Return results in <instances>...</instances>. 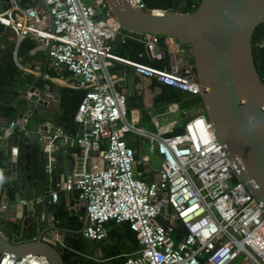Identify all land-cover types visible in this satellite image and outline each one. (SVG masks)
I'll return each instance as SVG.
<instances>
[{"label": "built area", "instance_id": "built-area-1", "mask_svg": "<svg viewBox=\"0 0 264 264\" xmlns=\"http://www.w3.org/2000/svg\"><path fill=\"white\" fill-rule=\"evenodd\" d=\"M91 1L44 0L48 9L43 10L39 4L22 7L12 0L10 8L0 11V24L15 35L16 46L25 37L42 41L53 65L64 66L76 78L73 85L86 90L73 118L75 135L61 127L38 125L31 130L27 118L5 124L0 118V148L15 135H36L44 171L53 176L56 153L64 145L76 146L72 169L66 181L60 179L49 190L47 204L56 203L60 191L77 190L85 208L82 234L91 241L107 237L109 221L128 222L139 249L120 264H264V202L257 201L241 180L235 181L237 166L228 159L204 112L188 117L176 134H172L176 122L162 125L154 120V131L137 127L127 118L126 95L117 88L123 77L111 71L114 63H121L161 85L198 96L190 64L180 66L173 57L169 67L160 69L121 57L113 42L134 37L133 32L122 30L103 0ZM128 1L148 9L142 0ZM139 39L151 55H159V36L139 34ZM177 109L171 105V111ZM128 133L146 138L157 153L155 179L147 181L137 172L141 160L125 140ZM21 205L34 212L30 201L22 199ZM160 206L165 207L163 214ZM8 208L1 197L0 212ZM39 218L47 219L46 213ZM176 221L185 230L178 242L173 237ZM45 239L63 246L58 236ZM0 264L50 263L41 255L6 254Z\"/></svg>", "mask_w": 264, "mask_h": 264}, {"label": "water", "instance_id": "water-1", "mask_svg": "<svg viewBox=\"0 0 264 264\" xmlns=\"http://www.w3.org/2000/svg\"><path fill=\"white\" fill-rule=\"evenodd\" d=\"M14 1L20 5L19 0ZM103 1L121 28L137 34L172 38L189 45L187 53L195 69L200 89L198 97L211 130L224 147L228 159L237 166L238 179L245 183L257 201L264 202V82L252 55V35L264 22V0H201L196 10L188 13L140 9L128 0ZM38 2L43 10L48 9L44 0ZM147 53L151 55L148 50ZM36 81L18 96L27 103L29 116L42 113L43 108H51V103L55 109L59 107V96L52 97L50 91L37 88ZM27 117L20 114L17 121ZM0 118L4 124L7 123V117ZM11 141L10 179L18 186V192L15 194V206L7 213L0 212V222L4 217H13L14 223L21 225L25 210L21 205L22 193L27 178H30V167L29 162L19 166L18 146L20 141L27 142L28 138L22 137L21 140L15 135ZM25 148L30 149L29 144ZM40 159L43 160L42 153ZM72 163V159H68L63 181L67 179ZM55 166L57 168L58 164ZM39 172L43 179L44 197L36 205L46 210L49 190L55 188L60 179L53 176L51 180H45L43 170ZM164 211L165 207L160 206V214ZM82 229L83 226L76 232L81 233ZM49 230L58 228L46 226L34 240L21 242L11 241L0 230V257L6 254L15 257L41 255L50 264H65L61 256L62 246H55L44 238ZM66 231L72 232H62L61 242Z\"/></svg>", "mask_w": 264, "mask_h": 264}, {"label": "trees", "instance_id": "trees-1", "mask_svg": "<svg viewBox=\"0 0 264 264\" xmlns=\"http://www.w3.org/2000/svg\"><path fill=\"white\" fill-rule=\"evenodd\" d=\"M148 9H161L167 11H178L182 13L194 12L201 0H142ZM20 6H35L36 0H19ZM1 9H7L10 6V0H0ZM123 31L127 32L125 29ZM134 37L125 39L117 38L114 41V50L121 57L140 63L147 64L152 67L165 69L171 64V53L166 50V37H160L159 44L163 48L159 58L150 59L146 53L145 43L139 39V34L131 33ZM180 44V43H179ZM186 50L189 45L180 44ZM36 47V41L30 37L20 40L16 46L15 35L2 24H0V117H7L8 121L16 120L18 115L23 114L27 109V103L18 98L19 94L32 82L33 77L22 76V69L13 59V52L16 50V58L22 62L31 56L32 50ZM252 55L256 70L264 82V22L259 24L252 35ZM191 72L195 77V69L192 58L189 57ZM50 76H55L54 71H49ZM46 82L42 79L37 81V85L43 86ZM154 87L160 90L154 97L156 104L168 105L178 103L181 107H191L201 105L198 96H189L188 94L172 89L168 86L161 85L154 81ZM86 93L85 89L62 87L59 90L60 96V114L54 120V125L61 127L72 134L77 130V126L73 122L74 115ZM129 104L127 103V109ZM35 115V114H34ZM37 118V117H36ZM180 128H175L172 134L181 132ZM21 158L23 162V151L26 147L21 143ZM24 148V149H23ZM29 152L34 154L39 149L36 142L30 146ZM31 163V164H30ZM28 165L30 172L37 175L39 164L35 157ZM27 164V163H26ZM23 165V164H22ZM141 170L142 164L139 165ZM0 169L3 170L6 177V183L0 186V195L2 192L6 194L9 202L15 199L18 192V186L10 180V167L7 159L0 152ZM238 181V178H235ZM71 200V199H69ZM71 204V201H69ZM52 217V223L58 228L59 232H65L63 239L64 247L61 250V256L65 264H120L126 258L139 249L135 232L131 230L128 222L116 223L109 221L106 223L108 235L100 241H91L86 239L82 233H77L83 226V220L80 219L84 211H73L68 209L64 200H58L56 203H50L47 206ZM39 217L34 212L24 210V219L21 225H13L16 235L20 234V238L15 242L34 240L42 229L39 225ZM159 221L166 224L167 220L159 218ZM185 230L179 221L175 222L173 237L175 241H179L184 236ZM98 250L102 253L97 256Z\"/></svg>", "mask_w": 264, "mask_h": 264}, {"label": "crops", "instance_id": "crops-1", "mask_svg": "<svg viewBox=\"0 0 264 264\" xmlns=\"http://www.w3.org/2000/svg\"><path fill=\"white\" fill-rule=\"evenodd\" d=\"M11 1L12 0H10V6L8 8L11 7ZM38 4L39 2L38 0H36V5ZM1 10L2 9L0 5V11ZM165 39L167 40V46H168L166 47V50H169L171 53L170 63H172L173 57H175L180 66H189V55L187 53V50L183 49L181 46L179 47L178 46L179 43H177L176 41H172L168 38H165ZM113 47H114V42H113ZM180 49H183V51H180ZM158 50H159L158 51L159 55L154 56V55H148L147 49H146L147 56L150 59L159 58L161 55V51L163 50L160 44L158 45ZM13 59L17 63L18 67L22 69V76L27 75V76L33 77V80L29 85L34 83V81L36 80L37 81L40 79L44 80L46 83L43 84V86L37 85V81L35 83V86L37 88L50 91L53 95L52 97L57 96V95L59 96V90L62 87L77 88L73 85L76 78L72 76L70 72L64 66H60L56 68L53 65V63L51 62V60L49 59L47 55V49L44 47V44L42 41H39V42L36 41V47L32 50L31 56L28 59H24L22 62L18 63L20 60L16 58V53L14 57V52H13ZM49 71H54L56 75L50 76ZM111 71L115 73L116 75L123 77V79L119 81V83L117 84V88L119 89V91H121L122 93L126 95L127 103L129 104V108L127 109V118L130 121H132L137 127L143 128L147 131H154L155 130L154 120H157L158 123L162 125H166L167 123H170V122H176L175 126L173 127V130L175 128H180L182 130L184 121L188 117L192 116L195 113L204 112L203 106L201 105H194L191 107H181L178 103H172V104H176L178 109L179 108L184 109L183 122L182 124H180L177 119H167L165 118V114H167V112H165L164 109H166L167 106L171 107L172 104L161 105V104L155 103L154 97L157 95L160 89L158 87L153 86V83L155 81L154 79L139 75L135 73L130 67L124 64H121V63H114L111 66ZM189 96H193V95H189ZM59 101H60V96H59ZM50 105H51V108L49 109L43 108L44 111L42 113H36L35 115H31V116L27 114V109L25 110L23 114L28 116L27 126L29 129L35 130L37 129L38 125H42L43 129L47 128L50 130L57 127L56 125H54V120L60 114V111H61L59 108L60 103H59L58 109L54 108L55 107L54 103L53 104L51 103ZM40 121H43V123L41 124ZM65 131L69 133V131L67 130ZM76 132L77 130L73 134L70 132V134L75 135ZM130 135H134L135 140L132 139ZM22 137H27L28 141L27 142L20 141L19 146H18L19 148L18 161L21 158V149H22V147L20 148L21 143H23L24 145L29 144V146L34 145L36 142L39 144V149L35 151L34 154H31L29 152V149L23 148L24 149L23 151L24 161L23 162L19 161V166H20L28 162L30 163L32 161V158L35 157V160L39 163L37 164L39 166L37 168L38 170H37L36 177L35 175H33V173L28 172V174L30 175V178L29 179L27 178V182L25 183L24 191L22 193L23 199L31 202L32 207L34 208V213H36L38 217H40L41 212L46 213L47 219L40 220L39 218L40 220L39 225L41 228H44L49 225H54L52 223V217L48 209L44 210L43 207L39 209L36 205L37 202H35V199H37L38 197L44 196L43 191H42L43 190L42 188L43 179L40 176L39 171L43 170L44 175H45V180L46 179L51 180L53 176H56L59 179H63V176L65 172L67 171L66 164L68 162V159L70 158L72 159V154L77 152L78 149L76 146H67V145L62 146L61 150L57 152L55 155L56 159L54 163L53 176H49L44 171V164H45L44 159L43 160L40 159L41 147H40V142L38 141V137L34 134H30V135H26ZM22 137H21V140H22ZM125 140L127 144L135 150L136 159L141 160V162L136 165L137 172L142 173V177L145 180H147L148 178H150V180L155 179L157 177L156 172H157L158 167L153 168L149 164L150 163L149 153L152 154L156 152L150 149L149 141L146 138L141 137L135 133L126 134ZM11 143L12 141L10 140L8 146H2L0 148V152L2 153V156H4L9 163L12 157ZM143 146H146L145 152H143ZM56 164H58L57 168L55 166ZM140 164H142L141 170L139 168ZM55 188H51V189L54 190ZM3 196H5V201L9 204L8 210L12 208L13 206H15V199L12 202H9V200L6 197V194H4L3 192L0 195V199ZM61 199L65 201V205L68 207V209H72L75 212L79 210H83L85 214L84 204L83 202L79 200L77 190L70 191L69 193L60 191L59 200ZM69 201H71V204L69 203ZM8 210L5 213H7ZM1 223L3 225L2 228H1ZM22 223H23V220H22ZM14 224L15 223H14L13 217H6V218L4 217L3 221L0 222V230L11 241H14L20 238V234L16 235L13 229ZM52 233H54L53 234L54 237L53 235L51 236ZM61 234L62 232H59L58 230H49L44 234V238L46 237L47 239H54L56 236H58L60 240ZM48 236L50 237L48 238ZM61 243L63 244V242ZM63 247L64 245L62 246V248ZM96 254L98 257L102 255V253L99 250Z\"/></svg>", "mask_w": 264, "mask_h": 264}, {"label": "rangeland", "instance_id": "rangeland-1", "mask_svg": "<svg viewBox=\"0 0 264 264\" xmlns=\"http://www.w3.org/2000/svg\"><path fill=\"white\" fill-rule=\"evenodd\" d=\"M91 2H93V0ZM164 111L167 112V114H165V118H167V119H177L178 122L180 124H182L183 118H184V114H183L184 109L183 108H179L177 111H171V107L167 106L166 109H164ZM130 136L132 137V139L135 140V138H134L135 136L134 135H130ZM145 150H146V146H143V152H145ZM149 157H150V163L149 164L153 168L158 167L159 158H158L157 154L156 153H152V154L149 153ZM53 234L54 233H52L51 236ZM49 237L50 236H48V238ZM53 237H54V235H53ZM233 264H242V263L241 262L240 263L239 262H234Z\"/></svg>", "mask_w": 264, "mask_h": 264}, {"label": "clouds", "instance_id": "clouds-1", "mask_svg": "<svg viewBox=\"0 0 264 264\" xmlns=\"http://www.w3.org/2000/svg\"><path fill=\"white\" fill-rule=\"evenodd\" d=\"M4 183H6V177L4 175L3 170L0 169V186H3Z\"/></svg>", "mask_w": 264, "mask_h": 264}]
</instances>
